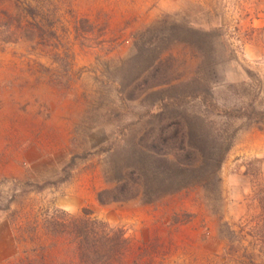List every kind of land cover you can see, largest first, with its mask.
Instances as JSON below:
<instances>
[{
  "label": "rangeland",
  "instance_id": "1",
  "mask_svg": "<svg viewBox=\"0 0 264 264\" xmlns=\"http://www.w3.org/2000/svg\"><path fill=\"white\" fill-rule=\"evenodd\" d=\"M71 6L94 29L84 41L66 36L68 71L48 54L0 51V264L23 249L17 225L47 210L90 211L123 229L129 264L138 253L141 264H264V228L254 229L264 227V123L204 104L264 112V0ZM182 127L216 139L220 183L153 203L99 202L116 169L150 173L152 146Z\"/></svg>",
  "mask_w": 264,
  "mask_h": 264
},
{
  "label": "trees",
  "instance_id": "2",
  "mask_svg": "<svg viewBox=\"0 0 264 264\" xmlns=\"http://www.w3.org/2000/svg\"><path fill=\"white\" fill-rule=\"evenodd\" d=\"M93 29L89 20L80 18L73 10L71 0H0L2 52L10 46H19L27 55L36 52L48 54L68 71L70 57L61 51L66 46V36L74 32L76 40L84 41ZM79 44L83 48L86 46L82 42ZM204 104L214 109L218 116L264 123V112H257L254 106L243 108L236 114L220 109L207 99ZM160 138L163 143L152 146L148 156L150 173L145 172L141 164L128 168L125 174L123 170L116 169L117 186L113 190L102 191L98 196L100 203L133 198L153 203L185 189L205 191L209 183L213 186L220 183L218 173L222 154L209 146L212 140H216L210 133L182 127L172 135H161ZM31 190L40 192L42 187L36 185ZM31 190H23L20 195L24 196ZM104 195L109 196L108 201L104 200ZM11 216L16 218L17 212ZM263 228L255 225V234L260 235ZM16 231L14 240L23 249L10 264H129V254L134 247L123 229L111 227L90 211H83L80 216L60 210H47L43 216L27 214ZM139 256L138 253L131 264H141Z\"/></svg>",
  "mask_w": 264,
  "mask_h": 264
}]
</instances>
